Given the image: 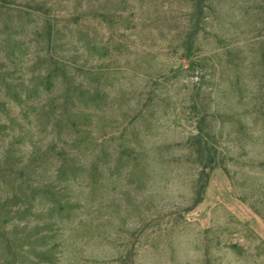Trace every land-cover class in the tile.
Segmentation results:
<instances>
[{
	"label": "rangeland",
	"instance_id": "rangeland-1",
	"mask_svg": "<svg viewBox=\"0 0 264 264\" xmlns=\"http://www.w3.org/2000/svg\"><path fill=\"white\" fill-rule=\"evenodd\" d=\"M198 1L0 0V264H264V0Z\"/></svg>",
	"mask_w": 264,
	"mask_h": 264
},
{
	"label": "trees",
	"instance_id": "trees-1",
	"mask_svg": "<svg viewBox=\"0 0 264 264\" xmlns=\"http://www.w3.org/2000/svg\"><path fill=\"white\" fill-rule=\"evenodd\" d=\"M204 0H199L195 5V13L196 16L194 28H196L199 24V21H201L202 13L204 11V4L202 3ZM194 31L190 32V37L187 40V54H191V43H192V36L194 35ZM188 56V55H187ZM201 137L202 134H200ZM199 154L201 155V168L198 174V181L196 185V194L198 195L197 201L199 202L205 189L207 182L209 180L210 172L211 170L216 166L217 164V150L214 149L213 146L208 142L206 138L203 137V145L199 148Z\"/></svg>",
	"mask_w": 264,
	"mask_h": 264
}]
</instances>
